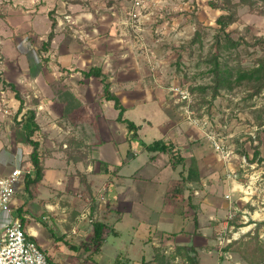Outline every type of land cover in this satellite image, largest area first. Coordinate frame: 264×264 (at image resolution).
Listing matches in <instances>:
<instances>
[{
    "label": "rangeland",
    "instance_id": "374dc122",
    "mask_svg": "<svg viewBox=\"0 0 264 264\" xmlns=\"http://www.w3.org/2000/svg\"><path fill=\"white\" fill-rule=\"evenodd\" d=\"M46 1L0 0V173L15 167L11 164L15 154L21 158L20 164L24 169L30 168L29 151H32V146L27 142L25 132L28 112L33 109L37 114L44 108L45 96L42 93L48 91L45 82L52 80L51 77L58 79L59 73L64 72L59 67L58 56H53L50 49L43 48L48 35H42L47 24L45 16H38L34 25L42 34L30 33L33 13L48 8L52 15L56 13ZM94 1L67 0L68 3H79L84 8L78 7V12L86 11L89 7V11L93 9L121 18L118 28L123 27L130 37L135 34L134 39L138 43L131 47L127 57L137 58L141 62L146 85L163 88L161 98L157 96L137 107H129L126 116L136 123H143L140 135L148 142L161 136L166 124L176 123L182 137H186L191 146L197 145L195 152L199 159H203L200 169L209 185L206 188L210 196L215 198L217 205H222L220 199L229 203L228 209H220V217L212 225L213 241L209 245L212 253L203 256L201 264H264V225L257 226V223L264 221V161L250 160L257 147L264 160V89L254 93L251 86L253 81L236 79L241 69L256 66L257 59L264 56L261 43L251 44L255 36L264 37V7L260 2L253 6L240 4L237 7L239 21L229 30L239 29L249 43L237 49H227L216 44L219 25L215 19L223 10L214 7L211 0H143L140 39H137V33L131 27L128 14L134 0H97L95 8ZM30 10H33L32 14ZM65 14L63 12L62 16L67 17ZM198 28L199 40L192 42ZM67 29L71 33L68 35L71 44L80 42L78 32L70 27ZM232 35L237 37L239 33L233 32ZM214 54H219L224 63L223 69L233 72L230 77L232 86L220 88L215 97L213 62L210 61ZM175 83L184 84L192 92L190 105L197 122L186 116V103L171 91ZM25 85L30 89L24 90ZM16 91L21 97H17ZM22 98L24 105L18 111ZM102 108L107 117L114 113L112 105ZM144 117L151 124L144 122ZM33 139L43 144L49 140L47 133L41 132L40 128ZM135 140L133 138V147H137L139 142ZM63 141L68 143L66 148ZM63 141L61 149L66 151V158L73 159V144L68 137ZM118 141L119 148L124 150L127 143L121 145L124 142L122 138ZM215 142L220 143L222 149H217ZM12 143L17 147L14 148ZM48 151L49 148L45 146L43 155H47ZM226 151L233 152L228 156ZM244 152L249 157L243 155ZM164 157L161 156L158 164L162 165ZM191 160L188 159L186 165ZM45 164L48 166V177L44 183L33 184L29 190L25 186L19 187L17 201L24 205L22 213L28 214L25 228L37 233L34 240L53 262L190 264L184 246L196 256L197 250L192 248V242L183 246L177 243L174 234L155 239L150 233L145 234L144 227L140 226L139 230L133 227L134 220L129 215L117 222L115 211L111 213L105 207L106 200H98L100 191L92 190L91 185L82 189H76L72 184L68 190L52 189L62 171L57 167L64 164L62 160L49 156L45 157ZM202 186L203 182L198 181V188ZM48 203L56 204L55 215L48 209ZM4 218L2 216L0 220ZM99 220L107 225L104 229L106 237L100 251L95 253L94 245L86 249L83 243L92 240L93 221ZM196 243L203 245L200 240Z\"/></svg>",
    "mask_w": 264,
    "mask_h": 264
},
{
    "label": "crops",
    "instance_id": "0c3cea01",
    "mask_svg": "<svg viewBox=\"0 0 264 264\" xmlns=\"http://www.w3.org/2000/svg\"><path fill=\"white\" fill-rule=\"evenodd\" d=\"M96 1L92 2L94 8ZM46 2L56 13L52 15L50 8L35 13L34 9L30 10V14L33 13L30 33L42 34L34 25L38 16H45L47 24L42 35L49 34L52 30L50 15L53 16L56 21V35L48 49L53 56H58L59 67L64 72L59 73L58 79L51 77L52 80L45 82L48 85L47 92L44 93L38 88L45 97L42 109L44 111L37 112L36 122L40 125L41 132H46L49 138L44 144L40 143L41 158L45 166L44 178L40 183H44L48 177L45 157L62 160L64 165L57 167L62 169L61 174L56 178V186L52 185V189L68 190L71 184L76 189H82L91 185L92 190L104 194L107 201L104 204L108 205L105 207L111 213L115 211L114 218L117 222L129 215L134 220L133 227L137 230L140 226L144 227L145 234L148 232L155 239L161 235L174 234L177 243L183 246L192 244L201 264L203 256L212 253L209 246L210 241H213L212 225L219 219L220 209H228L229 203L220 199L222 205H217L215 198L210 196L206 188L209 185L200 169L203 159H199L195 152L197 145L191 146L188 139L182 137L176 123L166 124L158 137L172 142V150L180 153L185 162L192 157L197 158L203 182L200 189L198 181H182L183 165L173 166L169 152L146 150L142 144L145 140L140 135L143 123H137L140 129L137 131L138 136L134 137L133 132L117 120L119 112L114 108L113 102L104 98L101 77H86L84 74L94 65L101 66L108 81L112 83V91L126 108L125 112L129 107L147 103L151 98H161L163 88L146 85L141 62L137 58L127 57L131 47L138 45L134 39L136 35L131 34L130 37V33L124 31L123 27L119 29L117 25L121 18H116L113 14L100 13L93 9L89 11V7L86 11L78 12L81 5L68 3L67 0ZM63 12L67 17L62 16ZM67 27L78 32L80 42L71 44L68 37L71 33ZM104 32L110 36H106ZM16 86L23 91V88ZM25 89L30 88L25 85ZM104 105L113 106L112 116L107 117L102 108ZM144 122L151 124L146 117ZM67 137L75 138L71 148L75 150L73 159L66 158V151L61 149L62 143L64 148L68 146L63 141ZM120 138L124 141L121 145L127 143L124 150L119 148ZM133 138L139 141L137 147H133ZM12 145L17 147L15 143ZM45 146L49 151L44 156ZM161 156H165L162 165L158 164ZM20 159L15 154L11 164L21 166ZM102 161L107 162L108 167H103ZM9 171L10 169L1 174H8ZM178 187L179 191L176 190ZM230 189L232 188L229 185ZM48 209L55 215L56 204L48 203ZM21 215L28 217V214ZM30 231L37 236L34 230ZM197 240L202 241L203 245L197 244Z\"/></svg>",
    "mask_w": 264,
    "mask_h": 264
},
{
    "label": "trees",
    "instance_id": "16d2710c",
    "mask_svg": "<svg viewBox=\"0 0 264 264\" xmlns=\"http://www.w3.org/2000/svg\"><path fill=\"white\" fill-rule=\"evenodd\" d=\"M260 2L262 7H264V0H223L222 3H219L218 0H211L210 3L220 10H223L220 14L217 15L215 21H217V24L219 25L216 33V44L220 46H223L227 49H237L242 44L249 43L245 34H242V32L239 29H235L234 31H230L229 28L231 25L239 21V15L237 12V7L240 4H247L250 6H253L255 3ZM51 26L52 30L47 35V39L43 42V48L47 49L49 48L53 38L56 35L55 28H56V21L51 16ZM246 29L249 30L248 26H246ZM233 32L239 33L237 37H234L232 34ZM200 37V28H198L195 31V34L193 36L192 42H196L199 40ZM262 44L264 46V37L262 36H255V40L252 45L255 44ZM211 62H213L212 67V80H214V83L212 84L214 91H213V97L219 94V89L222 87H228L230 88L232 86V79L230 77L233 76V72L229 69H223L224 63L220 60L219 54H214L212 58L210 59ZM86 77L91 76H98L101 77L102 83H104V98L107 100H111L113 102L114 108L119 112L117 120L121 122L122 124L126 125V127L129 129V131L133 132L134 137L138 136L137 131L140 129V125H138L134 120L130 119L125 115L126 108L124 107L122 101L118 97V95L112 91L111 86L112 83L108 81L107 75L102 71V67L98 65H94L89 69V71L84 72ZM238 80L242 79H248L253 81V84H251L254 93H259L264 89V56L257 59V65L253 66L252 68L248 69H241L237 73ZM17 97H21V94L16 91ZM37 99L35 100V102ZM24 105V99H21L20 106L18 111L22 110ZM27 120L28 123L25 127L26 132V140L27 142L32 146V151L29 154L30 163L34 168V174L35 177H32V174L28 173L25 179V187L29 190L31 185L39 184L42 179L44 178V163L41 158L42 151H41V144L39 140H34L33 135L35 132L40 128V125L36 122V112L35 110L31 109L28 112ZM70 143H75V138L69 139ZM72 143V144H73ZM142 144L146 150L149 152H156V151H164L169 152L171 163L173 166H177L178 164L183 165L184 171L182 172V181L183 182H190V181H200L201 180V172L200 169H198L197 166V160L193 158L189 165H186L185 158L181 156L180 153H175L172 150V142H167L165 140H162L161 138H155L153 142H145L142 141ZM243 155L248 156L247 152H244ZM252 162L255 161H264L263 158L260 156V150L258 147L255 149L254 157L250 159ZM101 164L103 167H108L107 162L102 161ZM176 190H180L179 187L176 188ZM24 205L19 207V214H22L24 211ZM23 221H26V218L23 217ZM26 223V222H25ZM264 225V221L257 223V226ZM107 225L105 222L99 220V221H93V231L94 235L90 242L83 243L84 247L88 249V247L92 244L94 245L93 252L100 251L101 246L105 242V231ZM188 247H183L185 249V256L188 258L190 264H199V259L190 251H187ZM48 262L50 264H57L53 262L49 257H47Z\"/></svg>",
    "mask_w": 264,
    "mask_h": 264
},
{
    "label": "built area",
    "instance_id": "2783aa9c",
    "mask_svg": "<svg viewBox=\"0 0 264 264\" xmlns=\"http://www.w3.org/2000/svg\"><path fill=\"white\" fill-rule=\"evenodd\" d=\"M144 6L143 0H134L128 14L132 29L137 33V39L142 37V20L140 9ZM171 91L179 100L185 102L184 110L186 116L192 121L194 111L191 110L192 92L181 83H175ZM42 106L40 105L39 108ZM217 149H222L220 143L215 142ZM233 151L227 152L230 156ZM34 168L24 169L22 166H15L8 174L0 173V264H50L47 255L42 247L34 240L35 236L30 229L25 228L23 215L19 214L21 202L17 201L19 187L25 186V179L28 173L35 177ZM108 186V183L105 184ZM91 197V196H90ZM88 201L91 198H87ZM98 200L105 202L104 194L98 195Z\"/></svg>",
    "mask_w": 264,
    "mask_h": 264
},
{
    "label": "bare ground",
    "instance_id": "6f19581e",
    "mask_svg": "<svg viewBox=\"0 0 264 264\" xmlns=\"http://www.w3.org/2000/svg\"><path fill=\"white\" fill-rule=\"evenodd\" d=\"M31 232V231H30ZM32 233V232H31ZM34 234V233H33ZM34 235H36V234H34Z\"/></svg>",
    "mask_w": 264,
    "mask_h": 264
}]
</instances>
